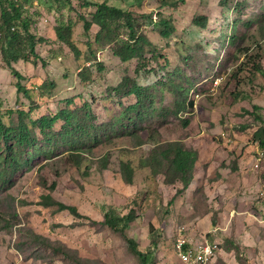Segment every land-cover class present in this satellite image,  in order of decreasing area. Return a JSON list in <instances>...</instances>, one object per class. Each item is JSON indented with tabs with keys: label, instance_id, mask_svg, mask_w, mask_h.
<instances>
[{
	"label": "rangeland",
	"instance_id": "rangeland-1",
	"mask_svg": "<svg viewBox=\"0 0 264 264\" xmlns=\"http://www.w3.org/2000/svg\"><path fill=\"white\" fill-rule=\"evenodd\" d=\"M17 1L30 19V31L43 39L35 44V52L45 64L38 58L32 62V55L12 61L20 83L29 89L26 97L16 92V78L0 52V97L3 109L14 110L4 114V123L15 125V110L29 107L32 118L62 109L77 116L88 111L91 133L101 140L71 154L59 145L54 154L35 157L30 168L0 186V264H73L30 243L28 233L70 249L89 264H139L126 241L101 223L109 207L121 215L135 211L128 235L142 250L150 248L149 228L155 227V264H182L176 253L180 239L188 245L216 243L220 248L213 264H241L234 246L244 264H264V224L259 222L264 146L254 138L264 128V0H106L130 12L157 46L159 54L146 53L149 62L138 75L136 60L122 63L107 48L97 47L95 25L84 32L78 13L89 17L93 7L81 8L79 0L71 5L61 0ZM149 17L172 24L169 39L159 37ZM57 26L71 28L78 56L55 38ZM254 65L262 71L255 72ZM82 68L84 81L78 78ZM135 79L149 88L153 100L142 127L158 131L157 140L179 141L198 153L188 189L166 180V166L152 175L145 164L152 143L139 147L136 135L113 125L136 101L113 88ZM170 80L184 83L193 102L177 116L171 113L177 109V96L162 88ZM61 123L54 125L55 131ZM147 134L138 132L142 139ZM56 140L61 144L59 137ZM122 161L136 166L132 183L123 180ZM41 179L47 186L55 180V189L44 188ZM47 193L75 206L81 216L44 207L40 196Z\"/></svg>",
	"mask_w": 264,
	"mask_h": 264
},
{
	"label": "trees",
	"instance_id": "trees-1",
	"mask_svg": "<svg viewBox=\"0 0 264 264\" xmlns=\"http://www.w3.org/2000/svg\"><path fill=\"white\" fill-rule=\"evenodd\" d=\"M61 1L70 5L73 2V0ZM79 1L81 2V8H94L92 12L87 13L89 17L83 12L78 13L84 32L89 31L95 25L97 30L94 33L93 40L97 47L107 48L112 56L122 63L136 60V75L144 70L146 63L149 62L146 53H152L151 56L159 54L157 46L149 39L147 33L141 29L140 24L130 12L109 5L106 0ZM150 25L161 39H169L174 31L172 24L165 19L152 22L150 18ZM29 26L30 19L25 15L23 6L17 0H0V52L6 67L16 78L14 84L16 92H22L26 97L30 96L29 89L20 83L21 74L13 66L12 61L18 59L28 60L29 55H32V62H35L38 58L42 65L45 64L44 60L35 52V44L43 39L36 37L30 31ZM54 30L55 38L68 45L73 54L78 56L80 50L70 38L71 28L69 26H57ZM158 56L161 58V55ZM254 66L255 72L262 71L260 66ZM84 70L85 68H82L79 71V80H85ZM126 80L119 83L113 90L117 94L134 96L136 101L125 107L119 117L115 119L113 125L119 130H127L128 135H136L139 140V147L145 143H152L153 148L147 153L145 159V164L150 167L152 175L160 172L158 171L159 167L166 166V180L171 183L179 182L183 186L182 189H188L194 180L198 153L179 141H166L162 138L157 140L156 137H161L158 131L150 127H142V121L147 115L150 105L153 104L152 94L149 92V88L143 86L138 80L135 79L130 83ZM165 86L177 96L175 104L177 109L171 112L174 116H177L181 110L193 106V102L188 99V91L184 83L179 84L175 80H170L168 83H162V88ZM189 87H191V84ZM3 102L0 97V186L10 184L16 172L23 168H30L35 157L44 155L47 152L50 153L49 155L54 154L59 145L68 147L71 154L72 151H81L86 145L88 147L94 146L101 140L96 134L91 133L93 125L90 122L91 117L88 111H84L82 116H77L71 111L62 109L56 113L32 118V108L29 107L27 110L16 109V124L6 125L3 121L4 114L11 115L14 110L11 108L3 109ZM254 108L257 109V107ZM58 121L62 123L59 130L55 131L54 125ZM185 124H188V121H185ZM143 131L148 133L146 139H142L138 135V132ZM38 136L41 138L39 139ZM56 137H59L62 141L61 144L58 143ZM254 138L261 146H264V128L257 131ZM62 153L64 151L58 154ZM102 158L105 160L104 157ZM120 167L123 180L126 183H132L136 166L132 164V161H122ZM41 185L49 191H53L56 187V181H52L47 186L46 181L41 179ZM175 200L176 195L171 198L168 206H173ZM40 204L44 207L55 206L57 211L67 210L75 217L81 216L75 206L55 201L50 193L40 196ZM136 219L137 215L133 209L127 214L121 215L116 208L109 207L101 223L126 241L130 252L136 256L139 264H155V251L158 248L159 234L155 227L150 225V248L142 250L139 244L128 235L131 223ZM27 236L30 243L51 250L53 255H59L65 260L68 259L73 264H89L88 261L80 259L70 249L60 244L51 243L47 239L32 233H28ZM233 250L237 252L239 262L244 264L238 253L239 248L234 246Z\"/></svg>",
	"mask_w": 264,
	"mask_h": 264
},
{
	"label": "built area",
	"instance_id": "built-area-1",
	"mask_svg": "<svg viewBox=\"0 0 264 264\" xmlns=\"http://www.w3.org/2000/svg\"><path fill=\"white\" fill-rule=\"evenodd\" d=\"M260 198L264 203V188L260 191ZM259 217V222L264 224V206ZM218 248L216 243L203 242L188 245L180 239L176 244V253L182 264H213Z\"/></svg>",
	"mask_w": 264,
	"mask_h": 264
}]
</instances>
